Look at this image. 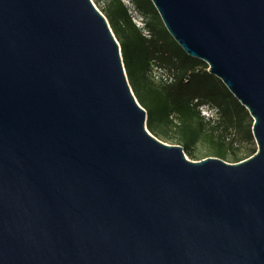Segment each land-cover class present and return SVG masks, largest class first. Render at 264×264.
Returning a JSON list of instances; mask_svg holds the SVG:
<instances>
[{
    "label": "water",
    "instance_id": "water-1",
    "mask_svg": "<svg viewBox=\"0 0 264 264\" xmlns=\"http://www.w3.org/2000/svg\"><path fill=\"white\" fill-rule=\"evenodd\" d=\"M253 119L189 159L147 129L92 0H0V264H264V0H150Z\"/></svg>",
    "mask_w": 264,
    "mask_h": 264
},
{
    "label": "trees",
    "instance_id": "trees-1",
    "mask_svg": "<svg viewBox=\"0 0 264 264\" xmlns=\"http://www.w3.org/2000/svg\"><path fill=\"white\" fill-rule=\"evenodd\" d=\"M131 2L141 14H157L150 0ZM101 12L120 44L129 83L147 112L146 125L151 131L167 136L176 126L178 141L190 155V146L201 134L215 139L220 147L216 156L226 155L222 149L225 144H248L245 158L255 153L252 117L222 81L208 72L204 61L186 54L163 26L155 29L145 22V35L132 22L122 0H105ZM151 63L167 76L157 86L147 79ZM201 108L211 112L206 121L200 114ZM172 115L177 125L172 124ZM233 155L235 161L243 160Z\"/></svg>",
    "mask_w": 264,
    "mask_h": 264
},
{
    "label": "rangeland",
    "instance_id": "rangeland-1",
    "mask_svg": "<svg viewBox=\"0 0 264 264\" xmlns=\"http://www.w3.org/2000/svg\"><path fill=\"white\" fill-rule=\"evenodd\" d=\"M94 5L101 11L102 7L105 5V0H92ZM122 2L127 6L128 12L131 16L132 22L143 29V33L145 35L147 34V30L144 29V24L145 22L150 23L151 26H153L155 29L159 28L160 26L164 27V24L157 12V14H154L153 12H148L146 14H141L134 6V4L131 2V0H122ZM157 11V10H156ZM147 79L152 83L153 86H157L161 81H164L166 79V74L164 73L163 69L159 68L156 66L154 63H151L149 66V70L146 73ZM132 88V87H131ZM133 90V89H132ZM135 94V93H134ZM211 112L208 111L206 108H201L200 109V114L203 115V120L206 121L208 115ZM173 125H177L178 121L175 119V115H172ZM147 129L151 134L156 136L158 139L162 140L163 142H166L168 144H179L182 145L177 138V134H175V129H177L176 126H172V131L169 132L167 136H163L161 134H157L154 131H151L148 127ZM256 147V144L254 145ZM219 145L215 141V139L210 138L209 136H206L204 134H201L196 141L193 143V145L190 146V151L192 155H190L188 152H185L186 156L191 159V160H200L209 156L213 157H219L216 156V151L219 150ZM248 144L242 143V144H233L227 145L222 147V149L225 152V156L219 157L222 158L223 160L234 163L238 162L235 161V158H232L234 153L236 154L237 157L245 158V156L248 154ZM257 148V147H256ZM242 160V159H241ZM240 160V161H241Z\"/></svg>",
    "mask_w": 264,
    "mask_h": 264
}]
</instances>
